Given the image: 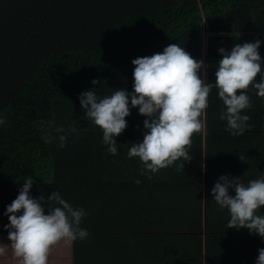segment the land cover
Listing matches in <instances>:
<instances>
[{
	"label": "trees",
	"instance_id": "1",
	"mask_svg": "<svg viewBox=\"0 0 264 264\" xmlns=\"http://www.w3.org/2000/svg\"><path fill=\"white\" fill-rule=\"evenodd\" d=\"M243 3L247 0H0V118L5 121L0 126V233H7L3 227L8 223L5 206L15 199L26 178L33 182V197L47 198L59 191L72 206L85 209L81 227L87 233L109 232L110 205L105 204L106 210L101 211L96 200L103 195L119 200L121 196L114 194L125 191L121 201L130 212L126 218L136 222V205L131 203L140 201L130 189L153 185L155 176L141 175L139 159L127 157L131 145L143 138L144 129L133 128L132 123L142 115L131 109L137 114L129 124L131 114L125 118L127 127L116 137L118 152L110 155L99 127L85 118L78 96L94 87L100 96L120 88L132 91V59L161 52L169 44L176 43L201 60L203 29L210 57L225 18ZM93 79L99 81L95 86ZM213 124L211 119L208 136L232 135ZM260 127L247 133L264 136V124ZM60 135L65 136L63 148L59 147ZM216 146L210 145L206 157L208 162L218 159L226 167L221 175L230 174L245 184L264 177L256 167L251 172L231 162L233 146L220 147L230 155L224 160ZM188 151L191 160L183 168L171 165L156 175L163 179L164 173L189 172L194 179L201 167L202 149L191 143ZM255 162L259 166L261 159ZM136 179L141 182L135 183ZM190 183L194 185L192 180ZM209 203L213 206L212 199ZM208 213L210 217L212 211L208 209ZM134 227L131 223L123 229L132 232ZM226 231L249 233L246 228ZM208 233L212 235L213 230ZM79 240L81 251L74 254L75 264L83 259L90 262L94 259L86 247L90 239Z\"/></svg>",
	"mask_w": 264,
	"mask_h": 264
},
{
	"label": "clouds",
	"instance_id": "2",
	"mask_svg": "<svg viewBox=\"0 0 264 264\" xmlns=\"http://www.w3.org/2000/svg\"><path fill=\"white\" fill-rule=\"evenodd\" d=\"M261 43L256 39L236 43L230 49L220 47L214 83L205 82L203 60L193 58L176 43L169 44L161 52L132 59V91L120 88L100 96L94 87L79 94L80 106L85 118L99 127L102 143L110 155L118 152L116 137L127 127L125 118L131 109L136 108L145 117L142 140L127 151L128 158L136 157L141 162V175L151 178L150 173L155 174L178 160L183 163L177 167L183 168L184 162L191 160L188 151L191 138L202 127L213 86L223 105L218 118L226 121L232 135L245 131L249 117L242 110L252 107L247 94L249 86L258 97L264 98ZM91 83L95 86L99 81L93 79ZM4 124L0 118V126ZM41 138L49 142L48 138ZM64 141L65 136L60 135L59 147H64ZM140 182L135 180L137 184ZM32 185L31 178H26L15 199L5 206L3 214L8 223L3 227L9 241L5 247L18 264H48L51 248L57 242L86 238L88 233L81 223L87 212L72 206L59 191L47 198H35L30 194ZM211 194L219 208L227 210L228 228H246L264 241V215L258 214L264 206V177L245 184L230 174L220 175ZM5 247H0V254H4ZM257 251L254 264H264V248Z\"/></svg>",
	"mask_w": 264,
	"mask_h": 264
},
{
	"label": "crops",
	"instance_id": "3",
	"mask_svg": "<svg viewBox=\"0 0 264 264\" xmlns=\"http://www.w3.org/2000/svg\"><path fill=\"white\" fill-rule=\"evenodd\" d=\"M234 9L229 17L225 18L224 29L220 31L222 35L212 42L214 46L210 57L207 55V34L203 29L201 60L204 61L205 82H208V78L215 82L214 73L221 58L218 52L220 47L230 49L236 43L242 44L259 39L262 41L259 53L264 59V0H247V3L241 4L238 8L235 6ZM207 61L210 62L209 65ZM256 79H259V74ZM247 94L252 107L242 110L249 117L244 134L229 137L208 136L207 126L211 119L214 120L215 128L223 126L225 134H231L226 128V121L218 118L223 105L217 97V89L213 86L207 98L208 107L204 111L202 127L193 133L191 138V143L200 145L202 149L198 175L190 179L189 172H185L186 175L173 172L164 173L165 177L161 179L162 175L155 173L157 179L153 177V185L133 186L130 191L136 194L133 197L140 201L131 203L136 205L134 211L137 216L136 222L126 218L129 211L123 207L127 204L121 201L126 195L125 191L114 194L121 196L119 200L104 195L96 199L101 211L106 210L105 204L110 205V210H107L110 212V219L106 221L109 232L88 233L90 242L86 247L94 259L90 262H84L83 259L80 264H254L258 255L257 249L264 248V241L255 233L226 231L236 228H228L229 214L226 209L224 211L217 209L218 205L211 194V188L222 174V168L226 167L220 166L218 159L212 160L211 163L206 157L212 144L217 145L219 153L222 152L218 155L224 160L230 155L223 151L230 145L234 148L230 156L231 162L244 170L255 172L253 167H256L258 172H264V136L247 133L250 129L263 127L264 122L261 121H264V98L258 97L251 85ZM130 114L128 124L137 112L132 111ZM144 119L145 117L139 116L132 120L133 128L143 130ZM139 120L138 125L136 123ZM255 159H261L259 166L256 165ZM177 164L174 162L173 166ZM172 171L173 169L170 172ZM191 180L194 185L190 183ZM211 199L213 206L209 203ZM208 209L212 211L210 217ZM258 214L264 215V206ZM131 223L135 226L134 229L132 232H125L123 228ZM211 230L213 233L209 235L208 232ZM77 241L78 244L76 240L57 242L51 248L48 264H75L74 254L81 251V242L79 239ZM7 243H9L7 233H0V247H5ZM197 251L198 255L195 253ZM0 264H18V261L11 258L7 247L4 254H0Z\"/></svg>",
	"mask_w": 264,
	"mask_h": 264
}]
</instances>
